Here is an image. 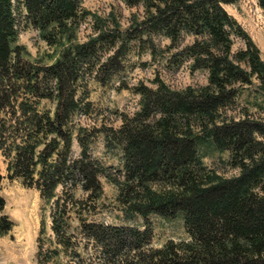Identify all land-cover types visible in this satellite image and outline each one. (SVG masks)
<instances>
[{
    "label": "trees",
    "instance_id": "obj_1",
    "mask_svg": "<svg viewBox=\"0 0 264 264\" xmlns=\"http://www.w3.org/2000/svg\"><path fill=\"white\" fill-rule=\"evenodd\" d=\"M238 1L124 0L131 7L143 6L145 13L120 46L121 34L101 32L71 43L54 62L40 64L27 58L18 43V13L23 9L26 25L58 45L63 38L73 41L82 0H0V154L10 180L35 188L52 203L59 246L47 251L40 246L41 264L53 263L61 254L58 247L83 264L79 242L70 232V209L82 202L78 189L89 200L100 198L101 177L117 187L118 201L141 215L144 224L118 226L79 216L80 232L98 250L96 264H264V119L225 115L245 85L257 80L264 91L260 48L224 7ZM257 2L264 15V0ZM152 36L169 39V67L189 63L190 72H207L208 83L174 90L157 78L156 88L134 86L141 96L139 110L121 114V126L106 132L123 152V168L112 174L89 153L90 139L101 130L85 135L87 129L75 123L78 113L91 110L85 79L106 83L122 70L135 40L148 42L155 56ZM234 37L244 47L234 50ZM107 44L114 53L105 60L101 49ZM75 138L81 147L78 158L73 157ZM206 141L229 151L238 175L223 178L207 168L199 151ZM181 212L189 239L154 247L151 214L173 220ZM13 226L8 216H0V234Z\"/></svg>",
    "mask_w": 264,
    "mask_h": 264
},
{
    "label": "rangeland",
    "instance_id": "obj_2",
    "mask_svg": "<svg viewBox=\"0 0 264 264\" xmlns=\"http://www.w3.org/2000/svg\"><path fill=\"white\" fill-rule=\"evenodd\" d=\"M224 7L251 35L264 59V15L257 0H240L235 4H224ZM20 11L18 43L24 46L27 58L40 64L54 62L71 43L86 42L101 32L121 34L116 43L120 46L125 33L134 32L136 19H142L145 13L143 6L131 7L124 0H82V16L73 41L63 38L62 44L50 45L38 29L26 25L25 12L23 9ZM152 37L157 44L155 56L152 55L148 42L135 40L130 43L129 51L123 58L122 70L112 75L106 83L92 76L85 79L87 91L84 95H87L86 101L91 102V110L90 114L78 113L75 116V123L87 129V132H83L85 135L101 130L90 139L89 153L112 174L122 170L123 152L116 142L106 138V132L109 128L116 129L121 126V114L131 115L139 110L141 96L133 91L134 86L143 83L156 88L157 78L174 90L197 88L208 83L207 72L198 70L192 73L189 63L179 69L169 67L166 61L170 56V52L166 50L169 39L163 36ZM234 40V50L244 47L241 38L234 37ZM191 41L192 38L189 37L187 42ZM101 52L106 60L113 55L114 49L107 44L103 46ZM124 85L129 87L125 88ZM258 85V81L254 80L251 85L241 88L235 104L226 110L225 115L229 119H239L246 115L250 118L264 119V91ZM82 90L80 96H83ZM199 151L207 168L220 177L232 178L239 174L240 170L230 164L229 151H220L208 141L199 145ZM80 156L81 147L75 138L73 157ZM100 179L103 185L100 198L95 201L89 200L88 193L78 189L76 196L82 202L74 204L70 209V232L74 235L73 240L79 242L83 264L86 262L96 264L99 258L95 243L80 232L79 216L88 222L98 221L118 226L143 227L144 224L141 215L126 210L118 201L117 187L105 177ZM57 193H62L61 186ZM51 209L52 203L45 202L38 190L7 177V165L0 154V216L6 215L14 222L11 231L0 234V264H41L38 259L40 246L45 251L59 246L52 230ZM150 220L154 228L152 240L154 247H161L169 239H189L182 212L173 220L163 219L156 214H151ZM58 248L61 249V254L50 264H79L71 251Z\"/></svg>",
    "mask_w": 264,
    "mask_h": 264
}]
</instances>
